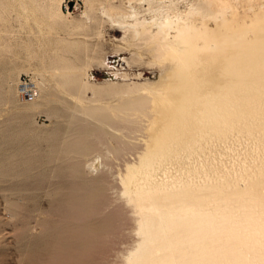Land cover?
<instances>
[{"label":"bare ground","instance_id":"1","mask_svg":"<svg viewBox=\"0 0 264 264\" xmlns=\"http://www.w3.org/2000/svg\"><path fill=\"white\" fill-rule=\"evenodd\" d=\"M213 1L204 0L203 6H193L185 13H171L161 9L162 0H147L151 19L140 16L131 5L114 14L116 19L108 16L110 10L106 12L113 24L129 30L134 38L152 40L158 57L169 54L171 60L170 81L165 76L168 83L152 92L153 100L159 98L155 104L165 112L160 124L156 125V115L151 126L155 128L136 159L127 161L124 172L116 174L121 182L119 199L129 207L132 230L137 234L135 244L121 256L122 264H264V24L256 28L229 25L225 8L213 6ZM195 14L201 15L200 22ZM12 74L4 73V81ZM81 76L77 67L67 74L70 90L87 87ZM151 104L152 100L140 98L135 108L149 115ZM93 112L96 124L67 118L74 133H68L70 129L63 135L56 133L49 154L52 159L39 160L57 162L53 173L58 169L56 174L62 173L69 186L52 200L68 209L104 202L108 184L90 173L102 164L100 149L107 129L122 131L131 125L124 116L111 117L98 109ZM50 114L63 115L55 108ZM26 118L29 122L30 117ZM81 133L84 142L62 141ZM23 136L25 132L16 130L10 138L20 142ZM11 148L5 154L0 151V183H10L1 190L13 192L4 196L15 219L21 196L15 199L13 195L22 190L35 160L21 144ZM17 154L27 163L18 166L22 161L16 160ZM38 214L36 221H44ZM29 219L22 235L31 239ZM109 224V217H102L88 231L108 233ZM85 231L81 226L55 228L44 238L48 241L45 252L51 255L59 249L67 260L71 249L78 247L76 256L81 257L78 237Z\"/></svg>","mask_w":264,"mask_h":264},{"label":"rangeland","instance_id":"2","mask_svg":"<svg viewBox=\"0 0 264 264\" xmlns=\"http://www.w3.org/2000/svg\"><path fill=\"white\" fill-rule=\"evenodd\" d=\"M128 1L0 0V151L5 154L14 143L21 144L28 157L35 160L28 180L23 179L22 190L13 195L15 199L21 196L15 219L4 196H10L13 192L1 190V187H9L10 183H0V264H122L121 256L135 244L137 234L132 230L134 221L125 201L119 199L121 182L117 181L119 177L116 176L120 171L124 172L122 167L125 168L127 161L136 159L138 151L154 130L155 127L152 129L151 126L157 118L156 125L160 124L165 112L159 104H155L159 103V98L153 100L152 92L170 81L167 75L171 60L169 54L158 57L156 43L152 40L147 38L148 42L144 36L134 38L129 30L113 24V18L109 20V15L129 9L130 5L140 12V16L152 18V13L147 12V0ZM203 1L162 0L160 6L163 11L185 13L193 6H203ZM213 2L216 4L213 6L225 8L229 25L256 28L264 24V0ZM195 15L194 19L200 22L201 15ZM113 17L117 18L116 15ZM210 19L209 24L213 26L214 20ZM128 21L132 22V19ZM72 67L78 68L81 80L87 84L80 91L70 90L67 86L66 77L72 72ZM11 71L10 80L5 82L3 74H10ZM88 72L91 76L89 79ZM21 86H27V89ZM140 98L153 101V108H149V113L152 111L154 114L152 119L149 118L151 113L145 115L135 108ZM52 108L63 115H51ZM97 109L111 117L124 116V119L131 121V125L126 124L128 129L125 127L122 131L107 129L105 142L100 149L102 158L99 161L102 164L100 169L90 173L108 184L104 202L101 200L96 205L89 203L68 209L62 202L54 203L52 200L66 192L68 181L62 173L56 174L58 169L53 173L57 164L55 160L48 163L41 161L52 159L49 154L55 143L52 137L56 133L63 135L69 129L68 133H74L73 125L66 124L67 118L75 117L96 124L93 111ZM27 116L30 117L29 122ZM16 130L25 132L20 142L10 138ZM84 138L81 133L76 137H65L62 141L74 144L86 141ZM17 159L22 161L18 166L27 163L21 154H17ZM115 198L123 201L121 204L124 205L115 203ZM37 214L44 221L37 222ZM102 217L110 219L108 233L98 231L94 235L93 229L89 232V225ZM28 219L33 235L31 239L22 235L23 224ZM67 225L86 229L84 235L78 237L82 256H76L80 250L78 247L71 249V256L67 260H64L59 249L55 254H47L45 248L48 241L44 238L55 232V228ZM105 234L110 237L107 238ZM70 257L74 259L71 261Z\"/></svg>","mask_w":264,"mask_h":264},{"label":"water","instance_id":"3","mask_svg":"<svg viewBox=\"0 0 264 264\" xmlns=\"http://www.w3.org/2000/svg\"><path fill=\"white\" fill-rule=\"evenodd\" d=\"M72 5H73V2L71 1V2H70V6H72Z\"/></svg>","mask_w":264,"mask_h":264},{"label":"built area","instance_id":"4","mask_svg":"<svg viewBox=\"0 0 264 264\" xmlns=\"http://www.w3.org/2000/svg\"><path fill=\"white\" fill-rule=\"evenodd\" d=\"M108 66H110V65H108ZM92 75L94 76V74L92 73Z\"/></svg>","mask_w":264,"mask_h":264}]
</instances>
